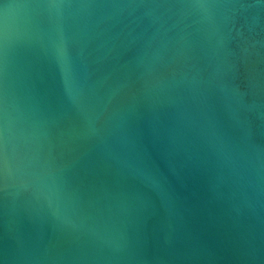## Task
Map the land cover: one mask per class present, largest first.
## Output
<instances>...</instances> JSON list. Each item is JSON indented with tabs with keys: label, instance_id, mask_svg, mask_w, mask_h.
Listing matches in <instances>:
<instances>
[{
	"label": "water",
	"instance_id": "95a60500",
	"mask_svg": "<svg viewBox=\"0 0 264 264\" xmlns=\"http://www.w3.org/2000/svg\"><path fill=\"white\" fill-rule=\"evenodd\" d=\"M0 264H264V0H0Z\"/></svg>",
	"mask_w": 264,
	"mask_h": 264
}]
</instances>
